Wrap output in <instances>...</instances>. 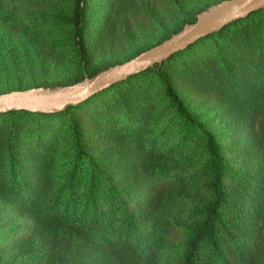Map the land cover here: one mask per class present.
I'll use <instances>...</instances> for the list:
<instances>
[{
  "label": "rangeland",
  "instance_id": "1",
  "mask_svg": "<svg viewBox=\"0 0 264 264\" xmlns=\"http://www.w3.org/2000/svg\"><path fill=\"white\" fill-rule=\"evenodd\" d=\"M225 1L228 0H89L87 59L84 61L74 46L73 0H0V94L44 87L48 83H67L80 71L86 76L83 82L90 81L92 78L87 75L94 68L125 61L137 50L158 42L166 30H176L185 19L196 14L198 17L204 9L209 10ZM260 23L264 29V13ZM261 39L264 41V32ZM225 42L219 40L215 45L205 42L195 54L183 56L173 63L168 75L175 79V89L190 112L215 134L230 169L237 171L234 177L226 179L227 192L234 193L244 166L260 155L264 115H247V109L253 103L251 95L242 103L238 98H232L237 91L232 93L224 85L227 80L231 81L228 84H251L261 70L247 59L244 62L234 58L235 65H230L232 72L224 67V62H215L214 56L231 58ZM250 50L258 55L256 47ZM261 52L264 53V48ZM201 56L200 62H196ZM203 63L210 69L205 79L199 80L192 68L203 67L200 65ZM135 86L139 93L138 104L145 110L144 122L152 131L146 135L147 145L152 149L159 148L156 153L164 151L178 161L167 167L170 182L187 185L191 192L186 212L161 219L156 226L159 242L152 252L151 264H167L176 246L185 241L189 225L195 220L190 211L204 205L213 195L202 178L201 156L193 147L194 139L189 142L180 134L164 86L154 75L136 81ZM118 95L112 91L95 98L91 102L94 105L77 111L75 119L91 139L88 146L94 145L88 148L93 153L91 160L113 173L118 182L116 188L122 189V183H128L143 165L144 159L140 158L143 153L114 152L108 155L99 152V148L105 149L112 144L118 147V143L110 144L104 138L93 143L100 132L92 126L96 109L100 110L102 118L117 121L119 127L131 123ZM70 121L67 116L40 118L28 114L0 119V172L9 183L20 187L12 195L0 193V264H52L53 255H66L72 251V244L80 241L76 236L72 240L62 235L55 239L63 229L68 231L72 226H51L45 221L48 217L33 213L37 204H29L30 201L48 200L49 209L55 204L61 211L57 215L64 214V199L60 204L59 200L76 157ZM186 142L190 144L182 145ZM44 148L46 155H37ZM17 168L20 173H16ZM80 172L82 179L90 175L89 161L84 160ZM153 176L154 173L149 178ZM139 180L142 184V178ZM237 190L234 199L244 200L247 190ZM80 191L82 197L85 190L81 188ZM138 199L130 201V209L140 203ZM235 200L230 202L232 209H235ZM72 232H76L75 226ZM77 264H92V261L77 258Z\"/></svg>",
  "mask_w": 264,
  "mask_h": 264
},
{
  "label": "trees",
  "instance_id": "2",
  "mask_svg": "<svg viewBox=\"0 0 264 264\" xmlns=\"http://www.w3.org/2000/svg\"><path fill=\"white\" fill-rule=\"evenodd\" d=\"M88 5L89 0H73L71 14L74 46L80 59L84 61L87 59L85 44ZM206 10L208 8L203 11ZM263 13L264 8L229 24L221 31L190 45L186 50L179 51L163 63L155 64L146 71L113 85L80 105H72L56 113L10 111L0 114V119L28 114L37 115L40 118L67 116L71 120L72 134L76 143V157L66 177L62 198L59 200L60 204L64 199V214L57 215L61 212L58 205L53 204L49 209L48 200L39 203L29 202V204H37L33 213L48 217L49 220L45 221L51 226L56 225L60 228L71 225L72 229L73 226L76 227V232H72V229L68 231L63 229L55 238L62 235L72 240L76 236L80 240L75 245L72 244L70 247L72 251L66 255H53L54 262L59 256L56 264H77V258L90 259L92 264H151L152 252L159 242L158 230H156L158 222L171 215L183 214L187 211V203L191 195L190 189L184 184L171 183V175L167 173V167L172 162H174L173 165H176L178 161L164 151L156 153L159 148L152 149L153 147H149L146 142V135L152 131L144 122L145 110L138 104L139 93L136 92L135 82L150 75L156 76L164 86L165 95L174 110L180 134L189 142L194 139L193 147L197 148V153L201 156L199 163L202 178L208 184L213 195L211 200L204 205L190 211L191 217L195 220L189 225L185 241L176 246L175 253L167 264H264V126L260 133V155L247 163L244 170L242 167V173L237 179L236 190L234 189V193H228L226 179L228 176L234 177L237 171L230 169L223 154V148L215 134L204 122L200 121L197 115L190 112L175 89V79L168 75L173 63L183 56L195 54L198 47L205 42L215 45L219 40L226 41L224 46L228 47L231 58L227 57L228 60L224 57L225 55H222L221 59H218V56H214L215 62L218 60L224 62V67L232 72L233 69L231 70L230 65L234 64V58L244 62L247 59L253 63L252 66H260L261 70L258 68L260 72L258 71V76L251 84L247 82H243L242 86L235 85L234 82L228 84L231 81L229 82L225 77L227 83L224 85L226 88L228 87V90H232V93L237 91L232 95V98H238L242 103L247 100V96L251 95L253 103L247 112L245 111L247 115L250 116L254 113L264 115V69H262V66L264 68V53L261 52L264 48V41L261 39L264 29L260 23ZM196 21L197 14L185 19L178 29L166 30L158 42L137 50L125 61L96 67L87 76L93 78L112 66L139 56L181 32L186 24ZM255 47L258 50V55L250 50ZM202 57L196 59V62H200ZM200 65L203 67L192 69L196 73L195 78L203 80L210 68L207 63ZM85 78L84 72L80 71L75 79L67 83H48L44 87L54 89L75 85L83 82ZM254 86L256 88L251 90ZM112 91L119 94L118 100L126 106L124 108L126 116L128 118L130 116L131 123L119 127L117 121L110 117L102 118L100 110L96 109L93 113L96 116L93 117L95 121L92 126L100 133H97L93 143L96 144L102 138L110 144L117 142L118 147H114L112 144V146L98 150L108 155L114 152L121 154L143 153L140 158L144 159L141 168L128 183H122L123 188H119L120 190L116 188L118 182L113 173L103 169L97 161L91 160L93 153L88 148H93L94 145L91 143L88 146L91 139L82 128V124L77 123V119H75L77 111L87 108L90 104L94 105L91 102L95 98L102 97ZM90 115L92 117V114ZM85 124L88 125V123ZM187 144L190 143L186 142L182 145L187 146ZM10 155L16 158L13 153ZM37 155L45 156L46 148ZM14 157H12V161L15 160ZM84 160L89 161L90 167V175L86 179H82V172H80ZM37 168H39L38 164ZM16 173H20L18 168ZM153 173L155 176L149 178ZM141 178L142 184L139 180ZM82 181L85 182L83 186H81ZM19 188L14 183H9L8 178H4L0 172L1 194L12 195ZM81 188L85 190L82 197H80ZM237 189L247 190L248 195L244 200L234 199L238 192ZM136 197L139 198L138 202L140 203L130 209L129 203ZM232 200L236 201L235 209L229 206ZM104 206L106 208L102 210ZM54 262L52 264H55Z\"/></svg>",
  "mask_w": 264,
  "mask_h": 264
},
{
  "label": "water",
  "instance_id": "3",
  "mask_svg": "<svg viewBox=\"0 0 264 264\" xmlns=\"http://www.w3.org/2000/svg\"><path fill=\"white\" fill-rule=\"evenodd\" d=\"M264 8V0H228L186 24L183 30L139 56L102 71L90 81L59 88H31L0 94V114L10 111L32 113H56L72 105H80L94 95L146 71L155 64L163 63L179 51L229 24L248 17Z\"/></svg>",
  "mask_w": 264,
  "mask_h": 264
}]
</instances>
